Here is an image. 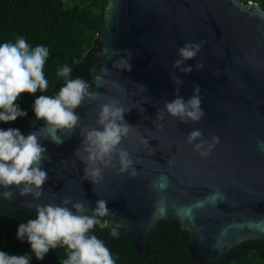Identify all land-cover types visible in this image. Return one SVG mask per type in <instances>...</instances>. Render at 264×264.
<instances>
[{
    "label": "water",
    "instance_id": "95a60500",
    "mask_svg": "<svg viewBox=\"0 0 264 264\" xmlns=\"http://www.w3.org/2000/svg\"><path fill=\"white\" fill-rule=\"evenodd\" d=\"M102 27L98 62L87 83L95 98H85L75 110L78 125L57 131L60 144L51 141L43 119L34 118L23 133L43 127V194L21 196L10 186L12 196L0 189V200L36 211L69 197L83 201L89 216L96 201L105 200L111 211L97 225L122 230L145 254L157 223L176 219L190 233L189 254L197 264H212L244 241H264V8L241 0H107ZM185 42L201 44L197 56L184 62L191 73L172 67ZM125 49L132 52L130 72L114 66L126 58ZM105 67L107 75L101 72ZM197 85L205 113L200 121L169 115L166 102L177 95L187 100ZM111 99L132 108L125 120L133 127L120 146L138 174L121 173L117 158L94 185L73 154L82 143L81 127H99L100 107ZM193 130L202 131L205 147L213 145L207 157L194 147L200 140L187 142Z\"/></svg>",
    "mask_w": 264,
    "mask_h": 264
},
{
    "label": "clouds",
    "instance_id": "9594fccd",
    "mask_svg": "<svg viewBox=\"0 0 264 264\" xmlns=\"http://www.w3.org/2000/svg\"><path fill=\"white\" fill-rule=\"evenodd\" d=\"M201 44L185 42L179 48V57L172 67L181 72L191 73V65L183 66L185 61L197 56ZM126 58L114 62V66L121 70H132V52L125 49ZM49 56V49L43 45L31 48L23 39L18 38L13 43L0 44V122L9 123L18 117H26L27 110L22 109L17 103L21 94L27 92L35 94L39 90L44 93L49 88V82L45 78L44 65ZM78 64L79 61H73ZM197 70L203 68V64L196 65ZM73 69L67 65L57 72L58 77L64 80L63 86L55 96L39 95L33 103V112L36 119H43L51 141L60 144L62 137L57 135L58 130H73L80 121L75 110L82 104L85 98H95L90 85L84 79L71 78ZM107 67L102 68L104 75L108 74ZM175 83L179 86L183 83L172 73ZM101 76L96 77L97 87H100ZM142 87H145L142 85ZM179 93V87L176 88ZM201 89L199 85L193 89V95L185 100L177 95L175 99L167 101L165 108L167 113L178 117L181 122H198L205 115L201 107ZM132 108L124 107L120 100L111 99L101 105L97 117L99 127L83 126L80 129L82 137L81 146L76 149L74 156L84 164V179L97 184L103 176V169L116 167L114 162L118 158L119 171L129 176L138 174L134 161L128 150L120 145L128 137L131 126L125 120V113ZM141 112L145 109H140ZM158 119L163 120V115L158 114ZM43 127L32 131L27 137L19 128H0V189L2 196L11 197L10 186H16L21 196L31 194L39 199L43 194V185L48 180V172L43 168V156L47 152L40 141ZM203 133L193 130L187 136V142L195 143L194 147L202 157H207L213 147L200 139ZM218 142V138H214ZM141 143L151 149L149 139L141 137ZM67 164V160L62 161ZM73 166H75L73 162ZM71 205V208L69 207ZM75 209V212L73 211ZM88 207L83 201H74L64 197L61 204L40 205L36 209V217L18 225L16 238L21 242L27 241L31 248V254L17 255L0 251V264H31L32 254L39 261H43L50 250L65 247L68 258L61 264H116V261L105 243L91 230L98 223V218L110 214L107 201L99 199L92 208V215H86ZM117 238L119 233L113 229L110 233Z\"/></svg>",
    "mask_w": 264,
    "mask_h": 264
},
{
    "label": "trees",
    "instance_id": "16d2710c",
    "mask_svg": "<svg viewBox=\"0 0 264 264\" xmlns=\"http://www.w3.org/2000/svg\"><path fill=\"white\" fill-rule=\"evenodd\" d=\"M241 1L257 2L264 8V0ZM106 5L107 0H0V44H14L23 38L31 48L43 45L49 49L44 65L48 90L21 94L17 103L28 115L13 122H0V128H19L24 133L35 118L32 107L35 98L55 96L63 86V78L57 76L63 66L73 69L71 78L89 82L90 70L98 62L95 54L102 47L98 36L103 31ZM35 217L36 211L0 200V251L31 254L30 245L18 240L16 233L20 223ZM113 229L119 233L117 238L110 235ZM91 234L105 243L116 264H197L189 254L190 233L176 219L157 223L147 240V254L138 252L133 240L120 229L96 225ZM67 258L66 246L58 247L50 250L43 261L32 254L31 264H61ZM212 264H264V241H244Z\"/></svg>",
    "mask_w": 264,
    "mask_h": 264
}]
</instances>
